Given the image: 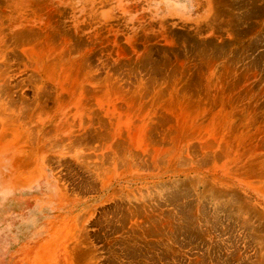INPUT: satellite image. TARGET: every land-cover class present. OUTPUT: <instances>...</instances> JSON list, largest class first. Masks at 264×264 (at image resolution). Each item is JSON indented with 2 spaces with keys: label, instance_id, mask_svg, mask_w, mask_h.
<instances>
[{
  "label": "rangeland",
  "instance_id": "obj_1",
  "mask_svg": "<svg viewBox=\"0 0 264 264\" xmlns=\"http://www.w3.org/2000/svg\"><path fill=\"white\" fill-rule=\"evenodd\" d=\"M0 264H264V0H0Z\"/></svg>",
  "mask_w": 264,
  "mask_h": 264
}]
</instances>
